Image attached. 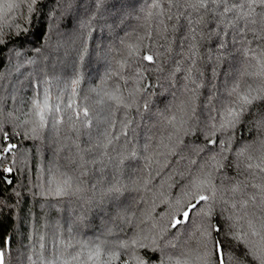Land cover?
Wrapping results in <instances>:
<instances>
[{
  "label": "snow or ice",
  "instance_id": "obj_1",
  "mask_svg": "<svg viewBox=\"0 0 264 264\" xmlns=\"http://www.w3.org/2000/svg\"><path fill=\"white\" fill-rule=\"evenodd\" d=\"M146 2L147 17L157 21L155 35L149 31L131 44L120 40L122 55L113 70L108 65L113 48L105 41L126 29L134 0H0V22L21 9L29 14L20 13L28 23L20 29L18 18L12 25L18 31L7 39L0 24L4 63L9 61L5 53L15 49L19 56L35 34L33 14L44 20L46 33L57 7L71 11L77 21V34L54 31L56 39L50 37L46 49H35L41 63L52 56L53 67L59 64L67 79L60 82L63 92L54 101L48 88L34 85L28 100L31 119L23 122L30 126L24 135L33 140H39L44 129L56 132L58 124H67L71 132L63 144L49 138L45 168L51 179L38 187L41 197L50 198L49 207H54L51 199L63 205L64 224L72 226L67 229L68 243L41 262L84 264L83 249L92 245L87 259L99 261L104 249L108 264L114 258L120 264H264V0ZM69 50L75 52L70 62ZM85 57L82 68L89 77L95 72L102 83L113 78L112 89L102 95L90 89L101 97L97 103L106 105L102 117L95 110L90 113L83 103L87 97L79 94L80 62ZM102 67L105 72L99 77ZM205 68H210L207 74ZM64 92L70 93L67 101ZM159 104H164L163 110ZM133 110L140 117L135 122L129 118ZM118 112L121 119H116ZM153 119L162 128L143 123ZM5 123L0 119V168L11 174L20 146L13 142L15 126L5 128ZM184 137L194 139L178 152ZM152 143L163 149V167H168L169 156L186 160V166L178 173L183 182L169 185H177L179 194L164 198L163 223L141 229L144 221L133 223L128 212L135 204L131 194L148 184L133 177L160 165L159 159L146 155ZM184 150L192 156H184ZM9 158L12 166L3 167ZM13 196L18 193L9 195L10 203L17 202ZM3 199L0 196V212L7 207ZM69 211L75 215L69 216ZM129 227L139 230L128 237ZM76 245L80 250L67 252ZM11 248L8 236L0 246V264H12ZM168 249L187 258L174 260ZM22 255L26 253L17 254L15 264H23Z\"/></svg>",
  "mask_w": 264,
  "mask_h": 264
},
{
  "label": "trees",
  "instance_id": "obj_2",
  "mask_svg": "<svg viewBox=\"0 0 264 264\" xmlns=\"http://www.w3.org/2000/svg\"><path fill=\"white\" fill-rule=\"evenodd\" d=\"M134 3L135 7L132 9L133 16L130 18L126 29L120 31L118 37L113 36L112 39L105 41L113 48L108 61L109 67L113 70L116 68V62L122 55L120 40H124L126 44H131L136 42L138 36L146 37L149 31H152L155 35L157 21L155 18H148L146 15L150 2H146V0H134ZM51 6L50 4L49 7ZM47 11L48 9L45 8V12ZM20 13L23 14V17H28L29 15L26 9H21ZM20 13L10 14L6 18V21L0 22L3 25L4 39H7L9 35H14L18 31L12 25L20 18ZM32 18L36 21L35 34L30 36L27 46L20 50L21 54L17 56L14 54L15 49H10L8 53H5V55L9 56V61L4 63L0 60V108L3 109L4 113L0 119L6 121L4 124L5 128L15 126V131L18 135L13 142L20 146L16 151V163L13 173H5L3 172V168H0V196L4 198L3 203L7 205L0 212V246L4 245L6 237H12L10 253L12 264H15L18 253H26V256H21L23 264H33V261H35V264H42L41 257L47 260L54 249L59 250L68 243L67 229L72 226L71 222L64 224L63 217L65 214L61 211L63 205H56L55 199H51V204L54 207H49L50 198L41 197L39 193L42 189L38 187V185L44 184L47 180L51 179L47 168H45V165L50 161V153L47 147L49 138H58L61 144H63L68 142L67 137L71 136V132L67 124H58L56 132L51 131L50 128L44 129L41 132V138L33 140L29 136L24 135L25 131H30V126L24 125L23 122L31 119L28 115L31 112L28 100L33 96L34 85L39 84L41 88H48L54 101L57 94L63 92V86L60 82L67 79L59 64L53 67L52 56H49L48 61L41 63V58L35 49L39 48L42 51L46 49L50 37L53 41L56 39L54 31L73 35L77 34V21L72 18L71 11L64 12L61 8L57 7L54 14L48 18V30L46 33L44 20L40 19L36 14H33ZM27 23V19L20 18V29H23ZM84 31L87 30L85 29ZM95 35V31H93L88 36L87 46L89 50L91 49L92 40L95 38ZM145 43H147V40H145ZM160 43H163V40H160ZM80 45L81 41L77 40L75 47L79 48ZM74 56L75 52L69 50L67 61L70 62ZM29 61H35V63H29ZM85 62L86 57L84 61L80 62L83 79L79 86V94L80 96L87 97L83 103L89 106L90 113L95 110L97 115L102 117L106 112V105L98 104L97 101L101 97L96 92L90 91V89L95 88L102 95L103 91H110L112 89L113 78H109L106 83H102L101 79L97 78L95 72L89 77L82 68ZM204 71L207 74L210 68H205ZM104 72L105 68L102 67L99 77H103ZM45 80L48 83L42 84V81ZM63 95L64 100L67 101L70 93L64 92ZM155 99L153 97V100ZM158 107L163 110L164 104H159ZM8 113H11L10 117ZM121 118V113L118 112L116 119ZM129 118L133 119L134 122L140 119V117L136 116L134 110L129 113ZM9 120L11 123L7 122ZM143 123L156 124V121L155 119L151 121L145 120ZM156 127L162 128V125L156 124ZM243 127L244 125L241 124L237 129V140L239 139V132ZM189 139H194V137H184L183 144L177 149L178 152L183 149L184 144H188ZM233 147H235V144ZM161 151L163 149L158 148L155 143H152L146 155L152 156L153 160L159 159L160 165L153 164L151 168H144L140 177H133V179L148 181L146 187H140L139 191L131 194L135 199V204L128 212V215L132 217L133 223L138 219L144 221L139 226L141 229L151 228L154 224L159 225L163 223L161 217L166 209V205L163 202L164 198H171L179 194L177 185H173L171 188H169V185H172L173 181L176 180H179L181 183L183 182L180 180L178 173L185 169L186 160H178L176 156H169L167 157L170 161L168 167H163L165 158L159 155ZM182 154L184 156H192V153L188 150H184ZM194 158L199 160V157ZM8 166H12L11 158L3 165V167ZM173 166L174 171H170V169H173ZM141 167H143V162H141ZM149 172L151 175L148 174ZM8 179L12 180V184L6 183ZM125 183H129V181L125 180ZM13 192L18 193V197H12L14 201H17L16 203H10L8 199L9 195ZM34 192L36 195H33ZM68 215L74 216L75 213L69 211ZM57 221L61 225L58 229L56 228ZM138 230L129 227L127 229L128 237H131L133 232ZM53 233H55V238L53 237ZM79 238L82 241L87 239L85 237ZM91 239L95 238L91 237ZM61 241L64 244H61ZM91 247L93 246L90 245L89 248L83 249L81 260L84 264H108L107 258L104 255V249H102L99 261L88 260L87 254ZM78 250H80V245H76L75 248H68L67 252L71 253ZM116 251L119 253L121 250L116 249ZM168 252L174 260L187 258L179 255L178 250L168 249ZM66 258L71 259L67 255ZM73 264H79V262H73ZM110 264H120V260L114 258Z\"/></svg>",
  "mask_w": 264,
  "mask_h": 264
}]
</instances>
